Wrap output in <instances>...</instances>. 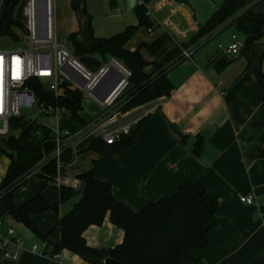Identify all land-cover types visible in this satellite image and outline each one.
I'll use <instances>...</instances> for the list:
<instances>
[{"label":"crops","instance_id":"1","mask_svg":"<svg viewBox=\"0 0 264 264\" xmlns=\"http://www.w3.org/2000/svg\"><path fill=\"white\" fill-rule=\"evenodd\" d=\"M4 1L0 0V14ZM83 2L91 16L95 37L108 38L138 24L134 12L138 0ZM55 3L56 7L61 5L68 21L59 36L77 31L71 0ZM222 3L223 0H163L147 15L155 27L150 31L139 27L124 47L134 50L162 34L170 37L171 26L160 24L168 16H173L182 28L175 34L176 40L185 43ZM232 34L243 39L233 25L218 28L193 49L191 59H183L168 70L173 84L170 96L143 118L130 145L112 144L95 152L87 149L90 138L76 141L72 162L66 168V173L76 176L94 166L96 177L111 184L115 198L135 211L171 196L179 185L202 182L218 201V211L211 220L209 244L190 250V256L199 259L200 264H264V159L258 156L264 141V35L246 57L229 55L218 48V44L229 42ZM212 38L217 41L216 50L204 49ZM219 51L222 54L215 57ZM141 52L147 61L154 59L146 50ZM220 58L231 61L219 67ZM198 136L204 139V149L195 156L192 149ZM9 163V158L0 153V182ZM37 193L50 204L59 200L55 187L35 179L19 185L11 192V198L19 206ZM247 193L254 197L252 204L239 199ZM77 198L60 204L57 212L48 210L31 215L36 229L47 241L58 242L59 217L71 209ZM0 220V227L11 226L22 240V248L13 244L5 249L0 247V264H91L66 249L57 255L32 251V244L44 240L6 215L2 200ZM123 235V230L112 224L108 215L101 225H90L83 232L86 243L94 248H112L122 242ZM5 251L8 255H4Z\"/></svg>","mask_w":264,"mask_h":264},{"label":"trees","instance_id":"2","mask_svg":"<svg viewBox=\"0 0 264 264\" xmlns=\"http://www.w3.org/2000/svg\"><path fill=\"white\" fill-rule=\"evenodd\" d=\"M78 1L83 14L78 20V30L66 36L68 46L72 54L79 58L94 56L105 62L113 57L129 70L128 84L117 98L119 109L125 111L147 102L168 98L173 90L168 70L184 59L177 46L166 50L170 37L162 34L150 44L142 43L134 50L124 47L139 27H155L146 14V4L152 0H142L134 7L137 25L128 26L108 38L94 36L91 16L86 11L83 0ZM226 24L233 25L235 31L243 35L244 43L240 54L247 57L252 45L264 35V0H223L213 15L181 45L197 47ZM13 27H17L22 33V21L18 20L10 25L6 33L17 42L19 37ZM142 49L157 58L147 61L142 55ZM219 60V67L231 61L228 58ZM147 66L150 69L146 70ZM262 78L264 79V74ZM31 83L39 97L65 106L73 123H85L86 120L81 115L84 96L79 90L64 84L61 85V92L54 97L45 90L41 82L33 79ZM141 121L131 130L128 139L124 137L113 145H130ZM9 127L17 131V135L0 136V153L10 160L0 182V200L6 204V215H10L44 240L50 254L57 255L66 249L93 264H103L107 257L120 264H183L185 261L200 264L199 259L190 256V250L203 249L209 244L211 220L218 211V201L208 193L202 182L179 185L171 196L161 197L135 211L115 198L111 184L97 178L92 166L76 175L82 182L79 190L65 186L55 187L59 193V200L55 204H50L41 193H37L15 206L11 192L29 178H40L45 185L52 186L51 182L56 174L55 159L49 157L47 162L40 164L39 172L33 173L31 170L43 156L53 152L55 142L52 132L36 121L15 117L10 119ZM106 146L99 139H91L87 149L101 152ZM203 149L204 139L198 136L192 152L199 156ZM258 156L264 159V141ZM61 159L65 171V167L72 162L71 150L65 149ZM76 196L78 198L71 209L59 217L58 242L47 241L46 236L36 229L31 215L48 210L57 212L60 204ZM107 215L112 224L123 230L122 242L112 248L89 246L83 236L84 230L90 225H101Z\"/></svg>","mask_w":264,"mask_h":264},{"label":"built area","instance_id":"3","mask_svg":"<svg viewBox=\"0 0 264 264\" xmlns=\"http://www.w3.org/2000/svg\"><path fill=\"white\" fill-rule=\"evenodd\" d=\"M163 0H152L146 4V14L156 9ZM142 0H138L141 3ZM54 0H23L22 19L24 30L18 34L19 40L7 48L0 49V136L17 135L11 130L9 121L19 117L26 121H36L48 128L53 134L55 148L48 156L32 168V172H39V165L47 162L48 158L56 160V174L51 182L54 187H69L79 190L82 182L75 175L66 173L62 163V154L65 149L72 152L76 141L85 138L99 139L106 145L119 142L129 135L131 130L146 116L153 112L162 102L154 100L128 110L122 111L117 105V98L128 84L130 72L115 58L100 61L95 71H91L79 57L72 54L69 46H65L61 37L56 34L53 22ZM38 20V25H37ZM160 24H169L172 28L171 38L173 45L181 51L184 59H191L196 45L183 46L176 40L175 34L182 30L180 24L173 16L163 19ZM38 26V27H37ZM149 31L151 29H148ZM243 39L232 34L225 45L218 44L229 55H239L243 47ZM36 79L43 84L45 90L56 97L61 92V85L68 84L72 89L79 90L83 96V105L86 98L97 105V111L88 118L83 125H77L74 131L60 125L61 117L70 119L67 108L59 103L47 101L39 97L31 81ZM114 93L102 100L104 94L114 85ZM21 107H29L35 119L23 115ZM51 118L53 125L47 126L40 118ZM39 134V133H37ZM240 201L252 204V194H242ZM0 220V224H1ZM22 248V240L15 235L11 226L0 227V247L5 249L8 245ZM30 249L38 254L47 255L48 247L45 241L41 244H32ZM4 255H8L5 251ZM15 257V256H14Z\"/></svg>","mask_w":264,"mask_h":264},{"label":"rangeland","instance_id":"4","mask_svg":"<svg viewBox=\"0 0 264 264\" xmlns=\"http://www.w3.org/2000/svg\"><path fill=\"white\" fill-rule=\"evenodd\" d=\"M53 12H54L53 13L54 28H55L56 34L59 36L61 34V31H63V29L67 28L68 21L65 18V14L61 8V5L56 7L55 0H54V5H53ZM13 30L15 32H19V29L17 27H13ZM216 43H217V41L215 40V38H212L205 44V46L203 48L204 49H210L211 51H215L216 50V46H215ZM12 45H15V41L13 38H11L7 34L0 35V49L7 48V47H10ZM172 46L173 45L171 44V40H170V43L168 44V48L166 50H169V49L171 50V48L174 47V46L173 47ZM153 57H154V59L157 58L156 56H153ZM117 104H118V100H117ZM97 109L98 108L95 106V104H93V102L91 100L86 98V100L84 101V109L82 110V116L83 117H90L93 115L94 112L97 111ZM20 110L23 113V115L27 116L30 119H35V116L30 113L29 107H21ZM40 121L47 126L53 125L51 118H48V117L40 118ZM74 124L75 123H73L72 120L69 118L65 119V117H61V119H60V125L63 126L64 128H68L71 131H74L76 129V126L74 127ZM29 179H35V180L43 181L42 179L35 178V177L29 178Z\"/></svg>","mask_w":264,"mask_h":264},{"label":"water","instance_id":"5","mask_svg":"<svg viewBox=\"0 0 264 264\" xmlns=\"http://www.w3.org/2000/svg\"><path fill=\"white\" fill-rule=\"evenodd\" d=\"M22 4L23 1L19 0H5L2 6L1 14H0V35L6 34L8 32V29L10 25L16 23L18 20L22 19ZM71 5L72 9L76 13V18L77 21L81 18L82 16V9L80 6V2L78 0H71ZM37 25H38V20H37ZM38 27V26H37ZM62 43L67 46L68 42L66 39V36L61 37ZM222 54V51H219L218 54H216L215 57H218ZM80 62H82L86 67H88L91 71L97 70V68L100 65V60L94 56H82L79 58ZM217 67V66H215ZM117 84H114L101 98L102 100L106 99L107 97L111 96L116 87ZM175 132L178 133V130L174 127H172ZM127 138V136L125 137ZM86 260V259H85ZM90 262L89 260H86ZM93 264V262H90ZM103 264H120L119 262L115 261L114 259H111L109 257L105 258L103 260Z\"/></svg>","mask_w":264,"mask_h":264},{"label":"flooded vegetation","instance_id":"6","mask_svg":"<svg viewBox=\"0 0 264 264\" xmlns=\"http://www.w3.org/2000/svg\"><path fill=\"white\" fill-rule=\"evenodd\" d=\"M20 1H23V0H19V2H20Z\"/></svg>","mask_w":264,"mask_h":264}]
</instances>
